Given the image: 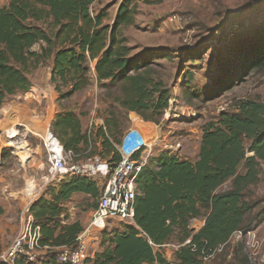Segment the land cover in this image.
<instances>
[{
  "label": "trees",
  "instance_id": "1",
  "mask_svg": "<svg viewBox=\"0 0 264 264\" xmlns=\"http://www.w3.org/2000/svg\"><path fill=\"white\" fill-rule=\"evenodd\" d=\"M96 1L11 0L0 8V109L8 97L31 89L29 73L46 62L50 63V83L59 100L84 91L90 86V64L95 61L98 87L106 90L113 102L116 89L115 103L126 113L158 123L171 94L164 80L166 73H158L153 60L173 62V58L168 54L131 55L123 31L134 24L139 2L160 4L163 0H121L111 25L104 24L103 11L92 12ZM246 23L232 22L221 39L230 41L246 30ZM226 54L230 58L213 80L219 93L245 82L248 75H264V24ZM184 80L185 99L201 96L202 91L193 87L190 73ZM114 116L112 111L95 136L101 139L100 156L111 158L112 164L119 160L111 143L119 131ZM50 129L64 151L76 156L74 161H85L96 154L91 136L83 131L75 113H58ZM262 162L264 102L245 98L236 104L234 112H223L216 122L203 126L194 161H180L166 152L149 159L136 181L135 225L121 233L113 232L99 247L101 251L83 264H204L228 244L234 233L247 227V215L254 207L246 196L260 180ZM226 183L228 189L218 192ZM77 194L96 200L100 189L84 176L67 177L48 186L29 207L32 221L39 227L37 250L46 251L42 264H57L56 249L72 247L83 231L78 221H69L64 206ZM198 218L204 222L194 232L189 224ZM173 238L179 245L173 253L174 262L160 252ZM15 264L38 263L19 255ZM240 264L248 263L243 258Z\"/></svg>",
  "mask_w": 264,
  "mask_h": 264
},
{
  "label": "rangeland",
  "instance_id": "2",
  "mask_svg": "<svg viewBox=\"0 0 264 264\" xmlns=\"http://www.w3.org/2000/svg\"><path fill=\"white\" fill-rule=\"evenodd\" d=\"M120 2L121 0H97L92 6V12L99 14L103 11L106 15L104 24L111 25ZM137 6L134 24L123 31L128 45L132 48L131 55L153 57L168 54L173 58V62L164 59L153 60V68L158 73L163 72L167 75L164 76V80L170 89L171 99L158 123H147L154 130V125L157 126L158 134L163 135L164 145L179 144L180 146L177 150L167 149L163 145L156 147L153 157L166 152L176 156L180 161H194L205 124L216 122L223 112H234L236 104L242 99H259L264 102V75H248L245 82L226 92L219 93L213 87V80L225 67L224 61L230 58L226 52L241 39L250 37L260 25L264 24V0H163L160 4L139 2ZM240 21L247 22L246 30H241L230 41L222 40L221 35L225 29L232 22ZM215 39L217 40L214 42ZM34 49L37 50L38 46ZM95 63L94 61L90 64V86L72 97L61 100L55 87L50 83L49 62L39 65L29 73L30 83L34 84L32 92L38 99L40 108L38 123H41L42 130L33 134L28 127H18L19 131L14 127H0V172L8 175H12V172L20 175L25 173L29 177L26 184L30 188L42 183L57 184L47 181L46 155L37 134L43 135L50 120H54L60 112L71 111L80 117L82 129L91 136L92 147L96 149V154L93 156L109 162L111 158L105 159L100 156L101 139H96L95 136L104 119L111 117L112 111L116 114L114 120L119 126V131L111 139L113 147L121 134L132 126L143 129L144 125L141 121H145L140 116L126 113L115 103L118 95L116 89H114L113 102L106 90L98 87ZM187 72L193 76V87L202 91L201 96L197 98L185 99L183 96L182 83ZM130 114L132 119L129 117ZM95 183L101 195L105 179L99 178ZM228 187L229 183H226L218 189V192H223ZM98 199L99 197L94 200L81 194L73 198L75 219L83 222L84 227L88 225ZM246 200L254 207L247 215V227L242 232L234 233L228 244L205 259L204 264H240L243 258L248 264H264V162L261 163L260 180L256 186L250 188ZM19 213L22 215L24 211H18ZM22 216L24 217L25 214ZM191 221L189 228L194 232L198 231L204 222L202 218ZM126 227L131 226L110 220L103 231L95 235L96 242L93 243L89 236L88 258H93L95 252L101 251L102 243L113 232L121 233ZM12 242L3 240L0 244V254L6 251ZM178 247L176 239L173 238L160 252L173 261V253ZM43 251L45 250L31 253L38 264L46 260Z\"/></svg>",
  "mask_w": 264,
  "mask_h": 264
},
{
  "label": "built area",
  "instance_id": "3",
  "mask_svg": "<svg viewBox=\"0 0 264 264\" xmlns=\"http://www.w3.org/2000/svg\"><path fill=\"white\" fill-rule=\"evenodd\" d=\"M129 117L131 118V114ZM154 127L153 134L133 126L123 132L114 146L119 156L115 164L98 156L90 157L85 161H74L75 155L64 151L50 129L39 135L46 155L48 182L59 183L72 176H84L94 182L99 178L105 179L97 206L92 212L88 225L77 236L75 244L72 247L63 246L56 249L57 264H83L88 258L87 238L91 236L93 243L96 242L95 235L103 231L108 221L115 220L131 226L135 225L134 202L137 196L138 175L148 165L156 147L163 145L167 149L177 150L180 146L179 144L164 145L163 135L158 134L157 126ZM23 214L24 217L20 216L21 231L11 246L0 254V264H15L19 255L28 256L30 261L34 260L31 253L39 249V227L34 225L29 209ZM149 244L153 246L151 242ZM154 248L157 249L156 246Z\"/></svg>",
  "mask_w": 264,
  "mask_h": 264
},
{
  "label": "crops",
  "instance_id": "4",
  "mask_svg": "<svg viewBox=\"0 0 264 264\" xmlns=\"http://www.w3.org/2000/svg\"><path fill=\"white\" fill-rule=\"evenodd\" d=\"M10 1L11 0H0V8L7 5ZM33 87L34 84L31 83V89L28 92L17 93L8 97L0 109V127H14L17 131H19L18 127H28L33 134L42 130L41 123H38L40 120V112H38V110H40V108L37 103L38 99H36L35 94L32 92ZM52 120L53 119L50 120L46 129H49ZM44 122L42 121V123ZM142 123V125H144L142 128L149 134H153L154 130L149 127V124L147 122ZM39 135H41V133L37 134V136ZM11 174L12 175H8L0 172V208L3 210L2 215H0V244L3 240L12 242L17 237L22 227L19 220L21 214H18V211H28L29 207L42 196L46 188L51 185L49 183H42L37 187L30 188L26 184L29 177L25 173L20 175L12 172ZM75 196L76 195L72 197L70 202L64 205L68 210L70 222H80L79 219H75L74 216L75 204L73 203V198ZM81 225L85 228L83 222ZM42 253L45 254L46 251ZM163 255L169 260L166 254L163 253Z\"/></svg>",
  "mask_w": 264,
  "mask_h": 264
},
{
  "label": "bare ground",
  "instance_id": "5",
  "mask_svg": "<svg viewBox=\"0 0 264 264\" xmlns=\"http://www.w3.org/2000/svg\"><path fill=\"white\" fill-rule=\"evenodd\" d=\"M25 158V157H24Z\"/></svg>",
  "mask_w": 264,
  "mask_h": 264
}]
</instances>
